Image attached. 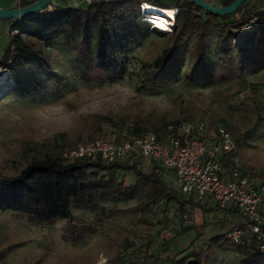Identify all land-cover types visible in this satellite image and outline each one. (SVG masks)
Masks as SVG:
<instances>
[{"label": "rangeland", "instance_id": "1", "mask_svg": "<svg viewBox=\"0 0 264 264\" xmlns=\"http://www.w3.org/2000/svg\"><path fill=\"white\" fill-rule=\"evenodd\" d=\"M142 15L144 21L153 25L151 19L155 15L143 11ZM17 21L12 19L11 25ZM172 24L171 31L175 28V20ZM150 28L145 38L127 44L123 25L113 26L112 51L125 65V72L113 80L91 77L93 72H89L83 59L78 38L47 43L35 37L32 28L22 33L26 42L41 51L46 64L29 60L22 66L19 73L22 85H33L26 92L16 84L15 75L6 68L0 69L3 79L0 87V172L17 175L33 156H42L61 145L109 135L115 129L127 131L136 126L152 128L177 122H204V135L209 139L219 127L227 128L235 140L253 128L237 143V154L243 159L247 172L253 176L251 167L254 168L261 175L254 177L264 181V121L257 123L258 117L264 116V67L247 64L246 70H238L231 60L220 58L215 45L208 54V69L212 75L190 81L194 60L193 42L190 41L169 64L172 81L151 83L144 64L153 63L170 44L165 34L171 31L164 33L151 25ZM231 33L239 43L252 39L255 29L246 25L232 29ZM10 34L17 35L19 30L11 29ZM51 71L62 77L59 86ZM98 116L113 121H100ZM91 131L98 133L90 135ZM121 174L128 183L135 180L131 172ZM138 204L139 200L101 201L104 214H100L101 210L73 207V213L85 222L92 223L100 215L104 219L96 233L78 244L67 240L64 219L52 226L31 225L24 215L0 209V254H5L1 263L117 264L110 261L116 253L138 263L146 253V244L151 242L150 253L154 257L147 261L169 264L167 258L183 249L203 247L208 236L220 232V225L226 221L222 217L224 211L202 202L205 209L198 206L186 211L192 218L185 219L184 226L194 227L191 231L195 232L179 234L180 217L174 214L172 207L166 210L162 205L149 204L142 212L130 209ZM241 218L236 214L232 221ZM239 261V253L226 247L217 251L211 264H238Z\"/></svg>", "mask_w": 264, "mask_h": 264}, {"label": "trees", "instance_id": "2", "mask_svg": "<svg viewBox=\"0 0 264 264\" xmlns=\"http://www.w3.org/2000/svg\"><path fill=\"white\" fill-rule=\"evenodd\" d=\"M234 1L228 0L223 6ZM142 4L141 0H94L87 7H64L53 5L52 2L51 10L46 7L42 12L24 17L13 24L12 31L19 30V34L12 35L10 44L0 59V69L6 68L15 75L16 84L25 92L33 87L32 84L23 86L19 75L22 66L29 60L46 64L41 51L21 37L22 33L32 28L33 35L47 43L58 40L70 42L78 38L83 59L87 62L89 72H93L91 77L97 80L116 79L125 72V65L116 59L112 51L113 26L123 25L127 44H134L138 38H145L151 30L150 25L154 30H158L143 20ZM151 4L158 8L177 10L175 28L170 33L164 32L169 33L165 35L170 44L153 63L144 64L147 79L151 83L168 84L172 81L173 75L168 72L169 64L190 41L193 42L194 58L188 78L190 81L212 75L208 69V54L215 45L220 58L231 60L238 70H246L247 64L264 67V8L248 10L246 2L235 13L215 15L189 0H173L171 3L162 4L153 0ZM246 25H252L255 29L254 37L247 41L235 42L231 30ZM51 73L59 86L62 77L53 71ZM98 120L111 123L113 121L102 116H98ZM260 121H264V116L258 117L257 123ZM168 125L152 128L136 126L127 131H114L129 135L146 131L162 134ZM252 131L253 128L240 134L236 143L241 142ZM97 133L91 131L90 135ZM97 137L100 136L88 139ZM85 140L87 139L80 141ZM68 146L61 145L42 156H33L17 175H5L0 172V209L24 215L31 225L52 226L57 220L64 219L66 238L76 244L96 233L102 227L104 219L100 215L92 223L85 222L73 213V207L101 210L100 214H104L101 201L108 199L139 200L137 206L130 208L138 212L145 211V206L149 204L162 205L166 210L172 207L174 214L180 217L182 229L178 231L179 234L194 228L184 226L185 219L192 218L186 215V211L198 206L205 209L201 201L189 199L177 189L172 172L165 175L157 167L141 170L138 166L125 163L104 164L85 158L65 159L63 151ZM231 156L225 155L222 162L229 163ZM251 170L253 176L250 175L256 182H264L255 178L261 176L260 173L252 167ZM123 172H131L135 180L126 182L121 178ZM216 210L219 208L216 207ZM226 234L214 233L203 247L183 249L167 260L169 264H211L219 249L232 247L240 255L238 264H264V253L253 251L251 244H236L229 240ZM151 246V242L146 244V253L138 263L128 259V256L121 257L119 253L112 256L110 261L117 264H152L147 261L154 257L150 253ZM4 256L5 254L1 253L0 260L4 259Z\"/></svg>", "mask_w": 264, "mask_h": 264}, {"label": "built area", "instance_id": "3", "mask_svg": "<svg viewBox=\"0 0 264 264\" xmlns=\"http://www.w3.org/2000/svg\"><path fill=\"white\" fill-rule=\"evenodd\" d=\"M205 131L204 122L169 124L162 134L113 131L67 147L63 157L125 163L141 170L157 167L165 175L174 172V184L187 198H208L219 209L242 215L243 221L226 234L229 240L251 244L253 251L264 253V182H256L247 172L237 154L236 140L227 128L219 127L212 139L204 135ZM227 154L232 155L228 171L222 162Z\"/></svg>", "mask_w": 264, "mask_h": 264}, {"label": "crops", "instance_id": "4", "mask_svg": "<svg viewBox=\"0 0 264 264\" xmlns=\"http://www.w3.org/2000/svg\"><path fill=\"white\" fill-rule=\"evenodd\" d=\"M34 1H36V0H0V8H2V9H14L17 7L26 6V5H28V3H32ZM91 1H94V0H91ZM151 1H153V0H141V2L144 4L153 5V4H151ZM206 1H208L214 5H217V6H223L224 3L227 2L228 0H206ZM64 2L68 3V6L87 7L89 5V0H53V5L62 6V3H64ZM262 8H264V0H248L247 1L246 9H248V10L262 9ZM238 17H240V14H238ZM12 26L13 25H11V22L9 20L0 18V56L3 55L4 51L6 50L8 45L10 44V40L12 37L10 34V30H11ZM223 166H224V169L226 171H228L229 166H230V161L227 164H225V162H223ZM172 174L174 175V172H172ZM202 202L210 203L213 206V208L216 210L217 205L212 200L207 198V199L201 201V203ZM219 210H221V209H219ZM222 211L225 212V215L222 217L226 218V221L224 223H222L221 225L219 224L220 225L219 228H221V231L215 232V233H225L226 234L231 229H233V227H235L237 224L241 223L243 221V217L240 213H238L234 210H222ZM236 214H240L242 218L240 221L233 222L232 218L235 217ZM192 232H195V231L190 230L187 233H192ZM209 237H210V235L208 236V238Z\"/></svg>", "mask_w": 264, "mask_h": 264}, {"label": "water", "instance_id": "5", "mask_svg": "<svg viewBox=\"0 0 264 264\" xmlns=\"http://www.w3.org/2000/svg\"><path fill=\"white\" fill-rule=\"evenodd\" d=\"M195 3L198 7L211 12L215 15H227L238 11L248 0H235L233 3L226 6H217L206 0H189ZM53 0H36L33 3L17 7L14 9L0 8V18L2 19H22L24 17L42 12L46 7L50 6Z\"/></svg>", "mask_w": 264, "mask_h": 264}, {"label": "bare ground", "instance_id": "6", "mask_svg": "<svg viewBox=\"0 0 264 264\" xmlns=\"http://www.w3.org/2000/svg\"><path fill=\"white\" fill-rule=\"evenodd\" d=\"M144 13H147L149 15H155L151 22L155 23L156 28L160 30L161 32H169L171 31V25H173V21L176 18V9L172 8H158L154 5L150 4H144ZM155 29V28H154ZM3 84V79L0 77V87Z\"/></svg>", "mask_w": 264, "mask_h": 264}]
</instances>
